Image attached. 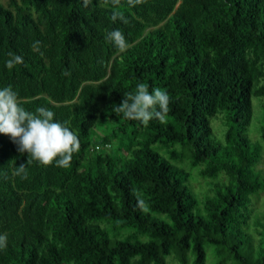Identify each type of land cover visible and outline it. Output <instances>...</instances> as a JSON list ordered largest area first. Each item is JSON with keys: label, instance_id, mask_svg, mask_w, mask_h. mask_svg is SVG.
<instances>
[{"label": "trees", "instance_id": "trees-1", "mask_svg": "<svg viewBox=\"0 0 264 264\" xmlns=\"http://www.w3.org/2000/svg\"><path fill=\"white\" fill-rule=\"evenodd\" d=\"M115 29L124 52L106 39ZM9 52L24 63L6 68ZM139 83L169 94L164 121L115 112ZM8 86L81 147L70 167L44 166L0 134V264H206V245L215 264H264V212L252 202L264 193V126L260 142L247 136L253 98L264 103V0L0 2Z\"/></svg>", "mask_w": 264, "mask_h": 264}, {"label": "clouds", "instance_id": "clouds-1", "mask_svg": "<svg viewBox=\"0 0 264 264\" xmlns=\"http://www.w3.org/2000/svg\"><path fill=\"white\" fill-rule=\"evenodd\" d=\"M109 0H104L108 3ZM114 6L120 5V0H111ZM144 0H127L129 6L143 3ZM93 0H83L84 7H90ZM111 19L120 20L127 24L123 14L119 11L112 13ZM106 39L120 51L128 49L129 44L121 30L115 29L107 33ZM41 42L34 41L32 48L40 52ZM41 55L43 53H40ZM5 67L13 69L24 63L23 57L12 52ZM170 96L166 90L154 88L139 83L135 94L128 93L115 112L122 113L125 119L140 121L145 126L153 119L164 121L170 111ZM55 113L48 108L38 107L35 112L26 110L19 99L18 93L11 86L0 89V134L10 138L20 153H26L32 160L44 166L52 165L61 168L71 166L73 154L80 150L79 137L64 124L54 119ZM16 175L26 178L25 163L16 169ZM144 202L140 201L143 206ZM7 234H0V250L7 247Z\"/></svg>", "mask_w": 264, "mask_h": 264}, {"label": "rangeland", "instance_id": "rangeland-1", "mask_svg": "<svg viewBox=\"0 0 264 264\" xmlns=\"http://www.w3.org/2000/svg\"><path fill=\"white\" fill-rule=\"evenodd\" d=\"M0 2L3 5H7L8 0H0ZM259 102H260V100L257 98H253V100H252L255 117L253 118V120H252V122L248 128V131H247L248 138L253 142H255V141L260 142V132H261V128L264 126V111L258 110V106L262 107V106H264V103L261 102L259 104ZM217 121H218V119H216L214 117V118H211L210 123H211V127L213 129L215 136L216 137L218 136V138H221L223 135H222V132L218 133L220 131V129L216 128V122ZM263 146H264V144H263ZM260 167L264 169V154H263V159H262L261 165H259V168ZM186 170L188 173L191 174V183L194 186L195 190L203 192V189L205 187V183H204V181L197 179L198 168H190L189 166H187ZM252 202H253L254 209H255L256 213L264 212V193H257L255 195H253L252 196ZM215 248L212 245H206V247H205L206 264H215ZM219 248L221 250H225V248L223 246L219 247ZM190 260H192V259H190ZM167 263L168 264L171 263L170 257L167 258ZM228 263H229V261H228ZM172 264H176V263L174 262Z\"/></svg>", "mask_w": 264, "mask_h": 264}]
</instances>
